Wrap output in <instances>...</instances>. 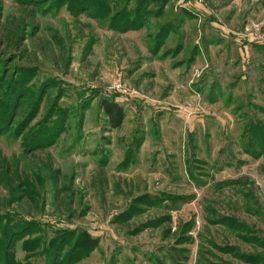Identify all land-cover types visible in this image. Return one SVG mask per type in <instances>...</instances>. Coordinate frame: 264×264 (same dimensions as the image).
Returning <instances> with one entry per match:
<instances>
[{"label": "rangeland", "instance_id": "rangeland-1", "mask_svg": "<svg viewBox=\"0 0 264 264\" xmlns=\"http://www.w3.org/2000/svg\"><path fill=\"white\" fill-rule=\"evenodd\" d=\"M0 264H264V0H0Z\"/></svg>", "mask_w": 264, "mask_h": 264}, {"label": "trees", "instance_id": "trees-1", "mask_svg": "<svg viewBox=\"0 0 264 264\" xmlns=\"http://www.w3.org/2000/svg\"><path fill=\"white\" fill-rule=\"evenodd\" d=\"M152 4L157 6H163L167 0H149ZM102 107L105 111L108 120L110 121L113 127H119L122 125L126 113L123 105L116 101H112L109 99H103Z\"/></svg>", "mask_w": 264, "mask_h": 264}]
</instances>
